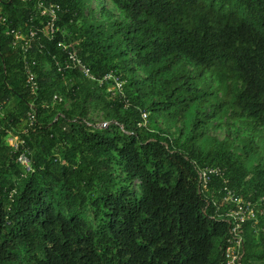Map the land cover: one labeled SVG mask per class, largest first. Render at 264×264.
Instances as JSON below:
<instances>
[{
	"label": "trees",
	"instance_id": "1",
	"mask_svg": "<svg viewBox=\"0 0 264 264\" xmlns=\"http://www.w3.org/2000/svg\"><path fill=\"white\" fill-rule=\"evenodd\" d=\"M91 1L0 0V264H228V190L264 208V0H110L101 22ZM12 31L36 32L27 52ZM70 45L94 80L66 67ZM242 230L243 263L264 264V215Z\"/></svg>",
	"mask_w": 264,
	"mask_h": 264
},
{
	"label": "built area",
	"instance_id": "2",
	"mask_svg": "<svg viewBox=\"0 0 264 264\" xmlns=\"http://www.w3.org/2000/svg\"><path fill=\"white\" fill-rule=\"evenodd\" d=\"M40 8L43 10V15H49L51 17L50 22L48 23V30L51 34H56L60 32L59 27H55L56 22L58 21V16L55 11L54 5H50L49 8L45 6L43 2L40 3ZM9 34H13L15 37V45H20V48L25 52L28 51L32 47V44L36 40V32L31 31L29 36H25L21 32H8ZM68 51V62L66 67L68 69L77 70L86 80H94V76L92 75L91 70L83 63V61L78 57L77 49L74 45H70L67 47ZM26 76H27V84L31 88L33 92H37L39 89L38 82L36 81V77L31 71L30 67L26 66ZM55 100L63 101L59 96L55 97ZM4 116L3 109L0 107V121ZM146 117V116H145ZM110 123H106L101 129H107L110 127ZM9 142L12 147L17 151L20 145V141L17 137L11 136L9 138ZM17 163L21 165L26 173H30L33 171L31 161L26 154H21L17 157ZM222 170L218 167L207 168L199 171L200 179L202 186L206 189L211 175L221 174ZM231 203L235 205L234 209L228 213V217L232 219L229 223L231 224V234L232 241L230 246L227 249V259L228 264H244L243 258L245 256L244 249V238H243V230L242 223L247 221H255L257 222L259 215H264V208L258 209L256 204L252 202H246L241 196H237V194L228 190V198ZM264 202V199L262 200Z\"/></svg>",
	"mask_w": 264,
	"mask_h": 264
},
{
	"label": "rangeland",
	"instance_id": "3",
	"mask_svg": "<svg viewBox=\"0 0 264 264\" xmlns=\"http://www.w3.org/2000/svg\"><path fill=\"white\" fill-rule=\"evenodd\" d=\"M104 7L108 8L113 12V15L116 17H120L119 11L111 4L110 0H92L91 1V8L93 10L92 13H90L88 10L86 13L88 14V19L93 22H101L105 21L107 19V16L103 14ZM120 87V86H117ZM72 102L68 101L66 102V108L71 109ZM91 99L87 101V108L89 110V116L88 120L92 124H94L97 128H102L106 123H109L105 117L102 109L94 110L91 108ZM216 127L212 128L210 130V133L214 136H217L221 140L225 138H231L233 139H247V138H253V131L250 129L251 127L241 125L238 121H217L215 120ZM227 124V125H226ZM221 125L220 127H217ZM154 130H166V125L162 122L161 119H158L155 124L151 126ZM171 137H176L177 134L174 130L169 131ZM257 137H254V141L258 142V139L261 140V145L264 146V133L262 131L257 132ZM264 151V149H263Z\"/></svg>",
	"mask_w": 264,
	"mask_h": 264
}]
</instances>
